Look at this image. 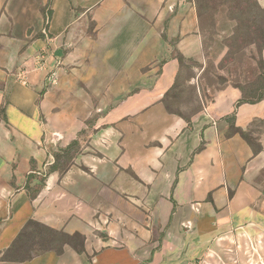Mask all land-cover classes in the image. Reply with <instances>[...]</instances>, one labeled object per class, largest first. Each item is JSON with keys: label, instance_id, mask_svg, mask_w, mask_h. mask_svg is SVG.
Masks as SVG:
<instances>
[{"label": "crops", "instance_id": "0c3cea01", "mask_svg": "<svg viewBox=\"0 0 264 264\" xmlns=\"http://www.w3.org/2000/svg\"><path fill=\"white\" fill-rule=\"evenodd\" d=\"M203 41L194 0H0V264H264V94L165 103Z\"/></svg>", "mask_w": 264, "mask_h": 264}, {"label": "rangeland", "instance_id": "374dc122", "mask_svg": "<svg viewBox=\"0 0 264 264\" xmlns=\"http://www.w3.org/2000/svg\"><path fill=\"white\" fill-rule=\"evenodd\" d=\"M199 5L206 58L203 63L183 61L177 83L165 98L169 111L185 116H190L199 107L197 90L188 84L198 72L201 71L199 80L203 97L209 95L208 89L211 92L219 89L226 81L241 85L248 95H256L257 85L247 84V79L258 74L263 66L261 56L256 58L264 49V6H260L258 0H199ZM80 62L75 59L60 68L71 72L81 68ZM57 84L58 76L56 84L51 86ZM80 149V145L61 148L56 153L60 168H66L71 156Z\"/></svg>", "mask_w": 264, "mask_h": 264}, {"label": "trees", "instance_id": "16d2710c", "mask_svg": "<svg viewBox=\"0 0 264 264\" xmlns=\"http://www.w3.org/2000/svg\"><path fill=\"white\" fill-rule=\"evenodd\" d=\"M195 1V4H196V8H197V12H198V15H199V20H200V5H199V0H194ZM228 5V4H227ZM230 11V9H228L226 11V13L228 14ZM200 27H201V23H200ZM202 31V30H201ZM264 34V33H263ZM264 51V49H263ZM179 63L183 64V60L182 59H178ZM254 76V80L252 82V84L254 85H257L255 91H256V95H248L247 92L245 91L244 87H242L241 85H233L234 87H237L239 88L242 92H243V98L239 101V102H250V103H255V102H259L261 99H262V96L264 94V61H263V66H262V69L259 71L258 74H252ZM247 84H249L247 82ZM250 85V84H249ZM174 89V88H173ZM244 139L248 141V137L246 136V134H242ZM78 142L77 141H73L71 142L67 147H72V146H75V147H78ZM66 147V148H67ZM69 150V148L67 149V151ZM77 152H75L71 158H70V161H69V164L68 166H66V168L64 169H61L59 164H58V155L55 154L54 155V163L51 167V170L52 171H59V173H63L64 171L67 170V168L71 165L73 159L77 156ZM44 230V229H43Z\"/></svg>", "mask_w": 264, "mask_h": 264}, {"label": "built area", "instance_id": "2783aa9c", "mask_svg": "<svg viewBox=\"0 0 264 264\" xmlns=\"http://www.w3.org/2000/svg\"><path fill=\"white\" fill-rule=\"evenodd\" d=\"M38 58H39V61H38L37 67L43 69L45 67L44 55H39ZM19 79H20L22 84H26L27 83L26 79L24 78V76L22 74L19 75ZM56 81H57V73H56V71L54 69V70H52V71H50L48 73L47 82L51 86V85H55ZM186 264H202V263H201V261H195V262H189V263H186Z\"/></svg>", "mask_w": 264, "mask_h": 264}]
</instances>
